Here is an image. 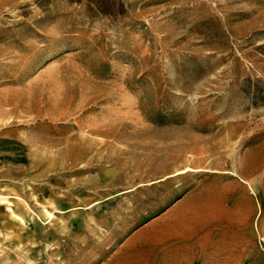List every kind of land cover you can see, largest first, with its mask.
I'll return each mask as SVG.
<instances>
[{
    "label": "rangeland",
    "instance_id": "obj_1",
    "mask_svg": "<svg viewBox=\"0 0 264 264\" xmlns=\"http://www.w3.org/2000/svg\"><path fill=\"white\" fill-rule=\"evenodd\" d=\"M193 188L163 264H264V0H0V264H98Z\"/></svg>",
    "mask_w": 264,
    "mask_h": 264
},
{
    "label": "crops",
    "instance_id": "obj_2",
    "mask_svg": "<svg viewBox=\"0 0 264 264\" xmlns=\"http://www.w3.org/2000/svg\"><path fill=\"white\" fill-rule=\"evenodd\" d=\"M215 183L213 185H243V179L240 177L226 178L220 175L215 179ZM164 184L166 182L156 181L147 186L160 188L166 186ZM123 193L125 192H121ZM220 193V187L213 192L215 204L218 202ZM205 195L202 189L193 188L184 192L172 203L160 209L154 216L121 238L108 256L98 264H163L173 261V250L176 244L182 246L195 242V224L184 227L181 235H174L171 231L177 219L182 220V216L179 215L182 206L189 201H201Z\"/></svg>",
    "mask_w": 264,
    "mask_h": 264
},
{
    "label": "bare ground",
    "instance_id": "obj_3",
    "mask_svg": "<svg viewBox=\"0 0 264 264\" xmlns=\"http://www.w3.org/2000/svg\"><path fill=\"white\" fill-rule=\"evenodd\" d=\"M14 109V108H13ZM252 166V165H251ZM254 169V168H253ZM187 170H189V168H185V169H183V170H179V171H177L176 173H175V175L176 174H181V173H185ZM244 182H245V180H244Z\"/></svg>",
    "mask_w": 264,
    "mask_h": 264
}]
</instances>
